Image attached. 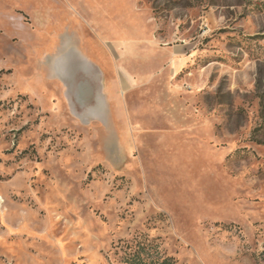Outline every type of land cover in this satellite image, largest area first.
<instances>
[{
  "label": "rangeland",
  "instance_id": "rangeland-1",
  "mask_svg": "<svg viewBox=\"0 0 264 264\" xmlns=\"http://www.w3.org/2000/svg\"><path fill=\"white\" fill-rule=\"evenodd\" d=\"M140 238L264 264V0H0V264Z\"/></svg>",
  "mask_w": 264,
  "mask_h": 264
},
{
  "label": "trees",
  "instance_id": "trees-1",
  "mask_svg": "<svg viewBox=\"0 0 264 264\" xmlns=\"http://www.w3.org/2000/svg\"><path fill=\"white\" fill-rule=\"evenodd\" d=\"M122 261L128 264H176L175 259L160 253L154 239L140 238L126 244Z\"/></svg>",
  "mask_w": 264,
  "mask_h": 264
},
{
  "label": "crops",
  "instance_id": "crops-1",
  "mask_svg": "<svg viewBox=\"0 0 264 264\" xmlns=\"http://www.w3.org/2000/svg\"><path fill=\"white\" fill-rule=\"evenodd\" d=\"M189 52L190 50L186 48L185 44H176L171 46L167 50V62L170 69L177 73L181 71L187 64V61L191 58Z\"/></svg>",
  "mask_w": 264,
  "mask_h": 264
}]
</instances>
